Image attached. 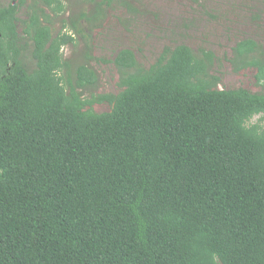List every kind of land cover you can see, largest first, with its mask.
<instances>
[{"label":"trees","instance_id":"trees-1","mask_svg":"<svg viewBox=\"0 0 264 264\" xmlns=\"http://www.w3.org/2000/svg\"><path fill=\"white\" fill-rule=\"evenodd\" d=\"M27 1L0 5V264H264V92L220 88L214 52L180 44L149 67L120 50L121 91L97 93L116 0H79L57 34L71 0ZM233 54L264 83L261 43Z\"/></svg>","mask_w":264,"mask_h":264},{"label":"rangeland","instance_id":"rangeland-1","mask_svg":"<svg viewBox=\"0 0 264 264\" xmlns=\"http://www.w3.org/2000/svg\"><path fill=\"white\" fill-rule=\"evenodd\" d=\"M33 0H28L31 3ZM131 4L127 6L126 2ZM16 0H0L7 6ZM67 11L53 16L52 30H61L62 20L91 9L89 3L71 0ZM27 7L19 12L21 19L27 18ZM49 11V10H48ZM83 23L86 24L85 20ZM91 34L93 53L100 60L90 65L99 75L97 93H118L120 75L113 63L118 52L124 48L133 50L141 64L149 67L156 63L165 48L186 44L197 53L201 49L215 54L212 72L221 77L220 88L244 87L253 92H264V83H258L256 69L234 70L233 48L240 40L253 38L264 48V0H116ZM23 24L19 26L20 32ZM76 45H66L62 51L74 66L87 62L85 43L81 36ZM30 67L34 66L31 52L25 51ZM89 96V92L86 93ZM97 111L110 110L108 103L96 104ZM261 120L264 114L253 117Z\"/></svg>","mask_w":264,"mask_h":264}]
</instances>
